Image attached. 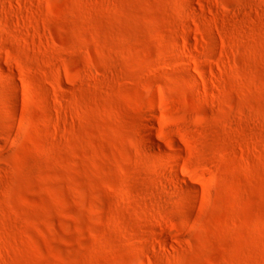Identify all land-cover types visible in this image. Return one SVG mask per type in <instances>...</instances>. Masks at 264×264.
<instances>
[{"label": "rangeland", "instance_id": "1", "mask_svg": "<svg viewBox=\"0 0 264 264\" xmlns=\"http://www.w3.org/2000/svg\"><path fill=\"white\" fill-rule=\"evenodd\" d=\"M0 264H264V0H0Z\"/></svg>", "mask_w": 264, "mask_h": 264}, {"label": "bare ground", "instance_id": "2", "mask_svg": "<svg viewBox=\"0 0 264 264\" xmlns=\"http://www.w3.org/2000/svg\"><path fill=\"white\" fill-rule=\"evenodd\" d=\"M151 143L153 144V146H154L157 150L160 149L159 146H158L155 142L151 141Z\"/></svg>", "mask_w": 264, "mask_h": 264}]
</instances>
